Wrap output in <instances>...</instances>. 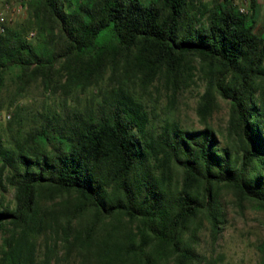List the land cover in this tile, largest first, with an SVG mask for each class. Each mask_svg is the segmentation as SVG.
Masks as SVG:
<instances>
[{
	"label": "trees",
	"instance_id": "trees-1",
	"mask_svg": "<svg viewBox=\"0 0 264 264\" xmlns=\"http://www.w3.org/2000/svg\"><path fill=\"white\" fill-rule=\"evenodd\" d=\"M25 6L27 17L0 33V99L9 80L21 95L36 78L60 95L38 110L16 104L0 127V264L57 263L60 246L75 264H218L193 239L200 216L219 232L220 188L264 207V29L256 31V16L228 0ZM192 58L204 80V126L183 128L170 115L156 122L135 86L163 80L175 98L194 76ZM106 71L93 105L60 98ZM219 98L228 114L217 130L207 121Z\"/></svg>",
	"mask_w": 264,
	"mask_h": 264
},
{
	"label": "rangeland",
	"instance_id": "rangeland-1",
	"mask_svg": "<svg viewBox=\"0 0 264 264\" xmlns=\"http://www.w3.org/2000/svg\"><path fill=\"white\" fill-rule=\"evenodd\" d=\"M209 2L210 0H205ZM231 3L246 15L256 16V31L264 29V0H232ZM243 9V11H241ZM27 17L26 6L24 11L16 18L15 22L23 21ZM35 37L29 39L34 40ZM194 76L188 85L178 90L175 98L171 96L163 80L154 81L148 88L135 86V91L141 96L146 108L156 114L155 121L162 122L166 117H172L183 128H201L204 126L202 119L197 113V105L204 88V80L201 76L200 62L197 58L191 59ZM26 84L25 92L21 95L18 84L9 80V89L1 95L0 99V127H5L6 122L12 116L16 104L23 107L42 109L46 104L55 102L60 92H48L40 83V79ZM89 85H82L76 89H70V94L60 97L79 107L94 104L99 98L94 90L96 84L105 86L109 83V71L101 73ZM14 98V105L7 107V103ZM27 105V106H26ZM29 108V109H30ZM228 103L219 98L218 106L214 108L208 117V123L215 129H223L226 125ZM5 197L11 200L13 191L5 192ZM62 194L47 204L57 203L65 198ZM218 199L225 217L220 224L219 232H212L208 220L200 216L196 229V249L207 257L216 260L218 264H264V207L256 201L246 200L240 203L229 188L221 187ZM86 215L84 218H87ZM42 237L40 243L43 244ZM43 247L38 251L42 252ZM65 249L59 248V262L53 264H75L72 259H64ZM163 264H172L169 261Z\"/></svg>",
	"mask_w": 264,
	"mask_h": 264
},
{
	"label": "built area",
	"instance_id": "built-area-1",
	"mask_svg": "<svg viewBox=\"0 0 264 264\" xmlns=\"http://www.w3.org/2000/svg\"><path fill=\"white\" fill-rule=\"evenodd\" d=\"M27 2L28 0H0V33H4L6 27L24 11ZM33 34L34 32L29 33L30 36Z\"/></svg>",
	"mask_w": 264,
	"mask_h": 264
}]
</instances>
